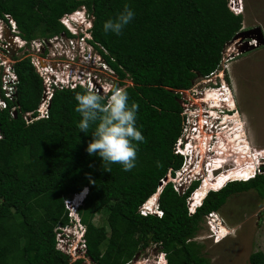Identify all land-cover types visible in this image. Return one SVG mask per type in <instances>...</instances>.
<instances>
[{"label":"trees","instance_id":"1","mask_svg":"<svg viewBox=\"0 0 264 264\" xmlns=\"http://www.w3.org/2000/svg\"><path fill=\"white\" fill-rule=\"evenodd\" d=\"M125 5L133 19L120 35L105 32V22ZM81 6L94 17L91 43L107 51L105 60L119 77L113 88L122 87L129 106L138 105L136 128L144 142H133L137 158L130 171L89 155L96 124L86 133L77 127L75 96L86 91L82 87L55 90L48 117L27 124L23 115L35 111L43 87L30 60L17 61L15 101L0 111V264H84L55 249L54 230L68 224L64 197L85 188L77 214L91 264H127L150 246L166 253V264H211L201 255L203 246L188 240L200 232L204 216L232 195L254 190L264 200V174L209 192L192 215L186 198L197 183L184 196L165 185L158 198L160 218L141 216L138 208L168 168L181 165L172 153L181 123L176 91L218 68L242 16L230 13L226 0H0V18L10 15L31 40L62 32L59 19ZM11 106L18 107L15 116ZM100 213L106 225L94 223ZM249 262L264 264L263 252H253Z\"/></svg>","mask_w":264,"mask_h":264},{"label":"built area","instance_id":"2","mask_svg":"<svg viewBox=\"0 0 264 264\" xmlns=\"http://www.w3.org/2000/svg\"><path fill=\"white\" fill-rule=\"evenodd\" d=\"M226 8L230 13L242 16L245 9L244 0H226ZM70 18L71 15H64L60 19L70 33L62 31L50 37L30 41L22 38L10 15L6 14L3 19L0 18V111L8 109V101H15L18 76L14 65L22 59L30 60L43 87L42 97L35 111L23 115L27 124L48 117L51 98L57 89H74L80 86L86 90L92 88L103 95L106 86L118 85V75L105 60V57L109 56L107 51L99 44L89 42L92 40L91 33L80 35L75 27H69ZM243 29L242 25L240 30ZM246 44L255 45V41L239 38L231 41L224 47L215 71L197 79L191 88L176 91L180 96L181 123L180 134L174 142L172 153L180 157L181 165L177 169L168 168L156 192L160 193L165 185L171 184L175 193L184 196L197 183L186 198L189 215L194 214L199 206L198 190L201 188L216 191L227 183L248 181L264 174V147L256 148L251 144L236 110L235 101L225 96L226 92L231 91L228 86L231 78L227 66L234 56L238 55V50ZM110 61L114 62V59L110 57ZM105 73L112 76L111 81L103 80L102 75ZM220 74L221 79L214 80L213 77ZM197 82L204 86L198 88L195 85ZM118 88L122 89L120 86ZM206 93L218 95L219 103L212 107V103L205 98ZM17 109V106H11L10 115L15 116ZM235 116L241 125L235 124ZM235 127H242L243 133L239 138L232 133V137H235L234 144L228 146V140L220 134L230 133ZM230 149L234 152L226 153ZM245 173L249 174L247 179L237 178ZM216 185L218 187L215 189ZM86 194L85 188L79 192L68 193L64 197L68 224L54 230L55 249L68 256L70 262L82 259L84 264H91L86 257L85 227L77 214ZM138 213L146 216L149 210L142 205ZM160 216L162 212L158 211L157 217ZM203 221L214 244L230 234L226 231L224 219L217 211L207 213ZM191 240L195 241L194 238ZM156 264H166L164 251L161 250Z\"/></svg>","mask_w":264,"mask_h":264},{"label":"rangeland","instance_id":"3","mask_svg":"<svg viewBox=\"0 0 264 264\" xmlns=\"http://www.w3.org/2000/svg\"><path fill=\"white\" fill-rule=\"evenodd\" d=\"M244 5L242 25L245 29L259 27L264 35V0H244ZM227 69L231 78L228 82L237 93L235 102L245 134L249 136L254 147L263 148L264 46L250 53L234 56ZM220 76L222 77V74L213 78L219 81ZM102 78L106 81L112 80V76L106 73ZM198 82L195 84L198 88L204 86ZM192 103L196 105L195 102ZM239 122L237 120L236 124L241 125ZM238 128L235 127L230 133H221L228 140V146H233L234 138L242 135V127ZM219 213L224 219L226 231L230 234L214 244L203 221L200 232L194 237V240L203 246L201 255L211 264H250L251 253L264 252V200L254 190L235 194L228 198ZM105 216L100 213L95 217L94 223L98 226L106 225ZM160 252L157 247L150 246L136 255L129 264H156Z\"/></svg>","mask_w":264,"mask_h":264},{"label":"clouds","instance_id":"4","mask_svg":"<svg viewBox=\"0 0 264 264\" xmlns=\"http://www.w3.org/2000/svg\"><path fill=\"white\" fill-rule=\"evenodd\" d=\"M64 15H71V18L69 19V27H75L80 35L87 32L92 34L94 17L87 11L85 6H81L75 11ZM133 17V11L127 5H125L123 12L118 14L115 20H108L105 22L103 26L104 31L120 35L123 28L129 24ZM11 19L13 18L11 17ZM60 19L59 23L64 28L63 31L70 33L69 29L60 22ZM13 21L16 24L14 19ZM81 30H83V32H81ZM244 30L245 28L240 30L239 33ZM239 33L235 35V37H237H234L232 41L238 38ZM36 38L41 37L37 36ZM91 41L89 42L91 43ZM238 51H240V49ZM238 55L241 54L238 53ZM228 86L231 87V91L226 92L225 96H227L229 100L234 101V91H232V86L230 84ZM75 99L78 101V106L75 108V111L81 116V119L77 125L78 129L86 133L89 131V128L92 124H96L95 130L92 132L93 139L88 144L86 149L87 153L89 155L98 154L99 157L102 158L104 165L120 164L124 171H130L133 167H135L137 149L134 147L133 142H144V137L136 128V113L138 111V105L133 103L131 106H129L127 92L124 89L113 88V86L108 85L105 87L103 95L94 91L92 88H88L83 94L78 93L75 96ZM105 171L110 172V170ZM254 178L255 177L251 179ZM225 186H222L220 189ZM220 189L216 191H219ZM216 191H207L203 188L198 190V193L200 194L198 207L201 206L203 200L209 192ZM159 194L160 193L155 191V193H153L139 206L138 211L140 207L144 205L149 210L148 215H154L157 217V212H162V210L159 208Z\"/></svg>","mask_w":264,"mask_h":264},{"label":"water","instance_id":"5","mask_svg":"<svg viewBox=\"0 0 264 264\" xmlns=\"http://www.w3.org/2000/svg\"><path fill=\"white\" fill-rule=\"evenodd\" d=\"M250 31L253 32V35L247 36V37L254 39L256 43H255V45H247V44L244 45V47H242L239 51L240 54H244L246 52L253 51L254 49L264 45V35H263L261 29L259 27H257V28L251 29Z\"/></svg>","mask_w":264,"mask_h":264},{"label":"flooded vegetation","instance_id":"6","mask_svg":"<svg viewBox=\"0 0 264 264\" xmlns=\"http://www.w3.org/2000/svg\"><path fill=\"white\" fill-rule=\"evenodd\" d=\"M253 29V28H249V29H245L244 31L240 32L239 35H238V38L241 39V40H246L248 39L247 36H252L253 35V32H251L250 30ZM264 46V45H263ZM263 46H260V47H263ZM260 47L256 48V49H259ZM254 49V50H256ZM253 50V51H254ZM251 52V51H250ZM250 52H246L244 54H247V53H250ZM244 54H241V55H244ZM233 97H234V101L236 99L237 101V93H236V90L234 89V93H233ZM236 103V102H235ZM236 110L238 111L237 109V105H236Z\"/></svg>","mask_w":264,"mask_h":264},{"label":"bare ground","instance_id":"7","mask_svg":"<svg viewBox=\"0 0 264 264\" xmlns=\"http://www.w3.org/2000/svg\"><path fill=\"white\" fill-rule=\"evenodd\" d=\"M205 98L207 99V100H209L211 103H212V107H214V106H216V104H218L219 102H218V95H216L215 93H207L206 94V96H205ZM236 117L237 116H235V119H236ZM235 119H233L234 121H235V124H236V121L237 120H235ZM224 120H226V118H224ZM232 120V119H231ZM221 135V134H220ZM223 135V134H222ZM228 138H230V137H228ZM228 152H230V153H233L234 151H233V149L232 150H228L226 153H228ZM214 188H217V187H214ZM198 196H200V194L198 193ZM223 232V231H222Z\"/></svg>","mask_w":264,"mask_h":264},{"label":"snow or ice","instance_id":"8","mask_svg":"<svg viewBox=\"0 0 264 264\" xmlns=\"http://www.w3.org/2000/svg\"><path fill=\"white\" fill-rule=\"evenodd\" d=\"M249 177L248 173H245L243 176H239L237 178L247 179ZM215 187V186H214ZM223 234V233H222Z\"/></svg>","mask_w":264,"mask_h":264},{"label":"crops","instance_id":"9","mask_svg":"<svg viewBox=\"0 0 264 264\" xmlns=\"http://www.w3.org/2000/svg\"><path fill=\"white\" fill-rule=\"evenodd\" d=\"M217 212L219 213V210H218ZM219 214H220V213H219ZM222 218H223V217H222ZM261 252H263V251H261ZM251 254H252V253H251ZM251 254H250V255H251ZM263 254H264V252H263Z\"/></svg>","mask_w":264,"mask_h":264}]
</instances>
